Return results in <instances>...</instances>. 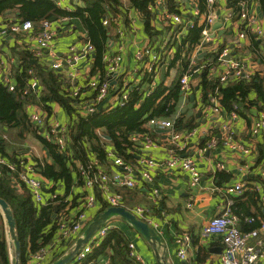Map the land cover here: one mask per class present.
Wrapping results in <instances>:
<instances>
[{
    "label": "crops",
    "instance_id": "crops-1",
    "mask_svg": "<svg viewBox=\"0 0 264 264\" xmlns=\"http://www.w3.org/2000/svg\"><path fill=\"white\" fill-rule=\"evenodd\" d=\"M121 1L123 5L128 8L126 14L128 22L125 23L124 17L120 16L118 22L114 23L115 28L112 31L113 35L111 39H109V52L107 54H112L118 50L119 46H123L121 68L113 81L115 85L119 86H121L123 82L134 81L135 84L136 82H140L139 86L146 88V86L143 85L141 74L142 64L136 58V52L146 44L151 45V39L145 31L142 14L134 8H129V0ZM195 1L178 0L184 18L187 14L194 15ZM240 1L243 0H239V2ZM244 1L247 2L249 10L255 12L261 18H264V6L260 3V0ZM217 3V10H221L222 13L230 10L235 11L234 7L229 3V0H218ZM77 6H84V2L82 0H64L62 7L69 11H75ZM206 12H208L207 6ZM194 17L197 19V16ZM12 19L13 17L11 14L0 16L1 28H7L10 24L8 20L11 21ZM7 22L9 24H7ZM217 22L221 21L219 20ZM217 22L211 27V38L207 42L206 48L198 51L197 45L190 54L185 52V48L181 51L182 56L190 58L189 69L185 74L190 76L191 88L187 91L181 89V92H184L181 93L184 99L178 110V113L185 112L186 119L179 127H176L175 121L170 119L174 123V128L177 132L184 133L196 129V134L189 139L186 147H182L184 141H180L176 147L179 146L178 149L181 156L193 157L196 160L198 168L203 174L199 187L191 190L190 176L188 172L181 168L168 170L165 169L164 166L156 167L151 172L153 177V182L151 183H148L140 176L139 173L142 169V165L140 164L141 158L151 157L156 161L164 162L174 149L172 146H175V144H173L170 139L172 132L171 128L163 127L161 124H149L148 127L151 129L150 135L145 136L142 133L137 132L133 133L131 137L132 140L137 142L138 147L135 152L136 158L132 161H128V163L135 170L134 175L137 178L138 185L134 188H121L116 185L111 186L113 191L119 193L121 196L126 193L121 206L126 207L134 214H136L135 209L137 206H145L148 208L149 214L147 216L151 222L141 218L137 214L136 215L152 226L164 238L163 245L153 244L141 233L135 230L123 217L117 216L113 218L115 226L125 233L129 244H134L136 253L141 256L145 264H223L221 260V254L224 248L222 237L215 235L208 239H204L202 238L201 233L203 227L208 221L212 217L221 213V209L224 207L227 199L225 188L229 185L242 182L245 183V190L251 185L250 188H253L260 197V207L259 210L256 209V212L258 213L257 216L264 218V178L262 177L264 160H261L259 164L257 163L258 144L264 141V131L257 135L251 134V125L255 119L260 117L259 113L261 112L256 108H252L246 116L238 115L237 118L231 119V121H229L230 115L227 113L220 115L211 112L208 116L205 112L206 104L203 99V91L201 87L204 66L200 61V59L203 58L207 52H211L212 49H220L221 47L228 46L233 58L238 59L241 63L247 66L253 74L259 73L261 78L264 79V37L257 36L253 33L252 35L255 39L253 40L251 33L248 32L247 37L240 38L238 33L243 27L242 20L238 14H235L231 24L221 22L222 26L214 29V25ZM198 23L199 25H203L199 17ZM152 25L158 26L159 30L162 32V34L156 38L159 42L155 45V48H159L157 46L161 44L160 41H167V44L170 46L168 48L167 58L159 68L160 77L157 80V87L160 81L165 79L167 72H169V75L166 77V84H171L179 75L181 60L175 59V55L178 53L180 47H182L187 28L184 24L179 25L171 19L163 17L162 12L155 17ZM53 27L58 32L55 40L56 57L63 60L64 67L62 68V71L65 73L67 81L71 82L68 78V74L71 72L75 75L74 80L71 83L74 82L75 85L77 83L83 84L88 76L93 78L101 77L102 72L99 69L94 70L93 60L95 50L90 53L89 57L83 58L78 62L66 63L65 61L70 55L69 48L71 46H75L79 49L87 42L86 31L76 30L74 26L70 25L68 19L54 21ZM1 36L0 80H2L4 73L8 74L12 84L17 86L18 78L20 76L19 74L22 73V60L20 53L25 49H28V47L33 48L37 45L34 39V32H7ZM211 41L212 44H210ZM12 58L14 61L11 63ZM36 59H34L33 62H35ZM40 60L47 62L51 60L48 51L44 52ZM163 67H165L164 78H162ZM216 67H218V70L223 68L220 63H217ZM42 90L43 88L40 83V90L35 93V97H39ZM108 96L110 99L104 104L103 108L107 105H113L116 102V97L113 93ZM144 96H149L146 94V91L144 92ZM51 107L52 113L49 116V120L59 123L60 125L69 126L71 117L65 108L58 102L51 103ZM36 108L43 110V107L38 103H28L27 113L30 114V112ZM227 121H229L231 129L234 132L235 140L243 142L251 147L252 152L250 154H244L232 150L224 145L221 139V126ZM213 132H215L216 135ZM213 135L217 136L219 139L217 146L207 148L204 151V148L207 147L209 141L207 138ZM104 137L111 140V137L108 135H104ZM148 137L153 143L149 147H146V140ZM0 141L9 154L15 152L22 154L29 163L35 165L34 170L36 176L44 180L45 186H43V192L46 198H49L51 194L48 190L51 189V186H53L54 183L50 182L42 175L41 168L37 164V159L42 163L44 161L53 162L54 160L42 141L34 135V133L26 132L24 128H22V135H20L19 128H11L1 122ZM108 144V161L103 163V165L101 164V166L110 174L122 172V167L115 164L117 155L114 152V146L110 141ZM80 163L81 162H77L78 167L80 166ZM218 163L225 164V169H219L217 167ZM246 163H248L250 167L245 170L243 166ZM76 174L77 172H74L75 181L77 180ZM154 188L159 189V196L155 199L153 198ZM76 189L77 191L82 192L84 190L82 187L79 188L78 185L76 186ZM93 192L96 194V189ZM241 195L235 196L234 198L238 199ZM190 201H193L192 206H188ZM234 201L236 202L237 200ZM68 208L69 206L62 209L60 214H64ZM79 208L77 207L71 211V218L75 216L79 211ZM240 209V211L243 212L241 207ZM102 211L104 210H101L100 202H98L96 206L86 209L87 221L83 226L81 235L79 237L68 239H62L61 235L57 236L56 240L53 241V243L56 244L52 243L44 264H51L72 250L77 243L78 238L83 236L88 224ZM243 224L244 226L246 225V227H244L245 229L249 228L248 226L251 224L245 220H242L239 223L243 232L250 231L243 229ZM185 234H190L192 238L187 247V260L181 259L178 253L179 242ZM8 237L9 236L7 235V238ZM260 239L264 241V233L258 238L249 237L248 241L251 245L258 246ZM87 243H85L83 247L87 245ZM62 250H65L64 253L57 257ZM262 251L263 256L255 264H264V246L262 247ZM14 253L16 254L15 250ZM17 260V256L15 255V264L17 263ZM72 261L68 264H71ZM96 264H109V259H100ZM130 264L140 263L133 259Z\"/></svg>",
    "mask_w": 264,
    "mask_h": 264
},
{
    "label": "trees",
    "instance_id": "trees-1",
    "mask_svg": "<svg viewBox=\"0 0 264 264\" xmlns=\"http://www.w3.org/2000/svg\"><path fill=\"white\" fill-rule=\"evenodd\" d=\"M82 1L84 6H77L75 11H69L59 6L55 0H0V16L11 14L13 19L8 20L9 26L28 20L32 21L35 24L34 33L37 32L45 19L51 20L52 17H56L57 20L68 19L70 25L74 26L76 30L86 31V40L94 45V70L99 69L102 72L101 78L103 80L106 78L107 72L104 57L109 52V39L113 35L112 31L115 28L114 23H116L113 18L124 17V22L127 23L128 8L123 5L121 0ZM129 1V8H134L142 14L145 31L151 39L150 44L155 47L159 42L156 38L162 34L158 26L152 25L155 17L161 12L159 9H151L155 0ZM229 3L235 9L233 13L238 14L239 0H229ZM260 3L264 6V0H260ZM195 6H198L202 12H206L207 0L195 1ZM163 9L168 13L183 15L178 0H166ZM185 18L191 19L194 24L187 27L182 47L175 55V59L181 60L179 75L171 84H166V77L169 75L167 72L165 79L161 80L154 91L146 97L140 88L133 89L130 92L129 100L124 105L117 104L113 107L107 105L102 110L97 109L95 112L84 114L83 111L86 106L91 105L97 95V91L88 85L93 77L88 76L83 84H76L81 86V91L78 96H75L73 95V88L76 85L74 82L67 81L62 69L53 68L49 61L36 59L28 49L20 53L22 73L19 74L16 90L10 91L0 81V122L11 128H19L20 135H22V128L26 132L34 133L47 147L54 160L53 162L44 161L42 163L37 159L42 175L54 183L48 191L50 194L57 193V197L50 199L48 203L38 204L31 189L20 180V161L26 158L17 152L9 154L0 141V156L17 164L18 168L17 171H12L7 165L0 163V197L7 201L15 218L16 232L21 244V252L18 257L20 264H30L32 254L41 248L52 245L57 236L61 235L59 230L61 221L76 222L79 214L85 211L87 196L84 189L85 179L77 166V162L86 165L91 160L97 159L103 165L108 161V142L110 141L117 157H121L128 163V161L136 158L135 152L138 147L137 142L131 139L133 133L150 135L151 129L148 126L149 124L153 125L152 119H172L175 121L176 127L184 123L186 114L184 111L178 113V110L184 99L181 95V78L188 72L190 58L182 56L181 51L185 48V52L190 54L203 39V25H199L198 17L196 19L193 14H187ZM107 19L109 22L105 24L104 21ZM183 24L185 26V23L179 25ZM243 27L245 28L244 25ZM252 34V39L255 40ZM160 42L162 43V41ZM169 47L167 45L163 52L164 62ZM221 48L214 52H207L200 59L204 66L201 87L205 104H208L210 95H217L223 114L230 115L236 111L238 115L246 116L252 108H256L264 115V79L259 73L253 74L252 72L248 78L231 75L224 83L217 76H209L210 69L218 63ZM34 59H36L35 62H33ZM29 69L35 71L43 88L39 97H35V93L28 94L26 97L21 96L22 90L31 78ZM114 91L115 88L111 87L110 93ZM53 102L60 103L71 117L68 126L70 134L68 148L65 152H60L57 144L48 142L44 138L41 134V128L30 120L27 113L28 103H38L45 111L46 121L50 122L49 116L52 113L51 103ZM213 133L215 134V132ZM104 135L110 136L111 140L106 139ZM210 137L207 139L210 140ZM172 147L178 150L176 146ZM257 151V163L259 164L261 160H264V141L258 144ZM74 172H77L76 181ZM77 185L84 189L83 192L77 191ZM250 187L251 185L238 199L234 198L237 200L234 204V210L241 216V221L247 217L257 216L256 209L259 210L260 207L259 194ZM95 189L97 198L101 203V210H105L109 205L103 200L101 190ZM125 195L126 193L122 197L124 198ZM68 206L66 212L60 214L61 210ZM77 207H80L79 211L71 218V211ZM240 207L243 212L240 211ZM258 225V223H254L245 229L246 225L243 224V229L252 230ZM129 250V241L125 233L121 229L113 227L104 239L93 245L92 252L85 260L78 261L75 259L71 264H96L98 260L105 258L109 259V264H130L133 259L129 257ZM64 251L62 250L57 257L61 256ZM0 264H13L6 222L1 209Z\"/></svg>",
    "mask_w": 264,
    "mask_h": 264
},
{
    "label": "built area",
    "instance_id": "built-area-1",
    "mask_svg": "<svg viewBox=\"0 0 264 264\" xmlns=\"http://www.w3.org/2000/svg\"><path fill=\"white\" fill-rule=\"evenodd\" d=\"M59 6H63L64 0H55ZM195 1V0H190ZM217 1L218 0H207V9L208 12H202L198 6H195L194 16L200 18L201 23L203 24V39L198 44V51L200 49L206 48L207 42L211 38V27L212 25L219 21L223 20L226 24H231L235 14L233 10L222 13L221 10H217ZM166 0H155L154 4L151 6V9H159L163 13V17L171 19L175 23H185L186 28L188 26H193L194 21L191 19H185L181 14L178 13H168L163 10ZM239 13L238 16L242 20L243 27L238 35L240 38L247 37V33H255L257 36L264 37V18H261L255 12L249 10L246 1L239 2ZM159 12V14H161ZM119 18H113V21L118 22ZM109 20H105L104 23L108 24ZM35 24L32 21H24L22 23H15L7 28H1L0 26V43L1 35L6 34L7 32L20 33L22 31H34ZM57 30L53 27V22L49 19H45L40 24V28L37 32L34 33V39L36 41V46L31 48L28 47V50L31 51L32 55L36 58H42L45 51H48V54L51 58L49 61L51 66L55 69H62L64 67L63 60L58 59L56 50H55V40L57 37ZM167 41H163L159 48H155L149 44L142 46L136 52V58L142 64V79L143 85L146 86L140 87V82H123L121 86L115 85L113 79L119 73L121 68L122 61V52L123 46H119L118 50L112 54H106L104 59L107 65L106 78L102 80L101 77H94L90 80L89 86L97 91V95L94 98V101L91 105L86 106L83 113H92L99 109V105L103 102L111 91V87L115 88L113 95L116 97V102L109 107L114 105H124L130 98V92L133 89L140 88L143 92L146 91L147 95H150L156 85L157 80L160 77V66L164 63L163 61V52L167 47ZM94 51V45L87 41L83 47L77 48L71 46L69 48V57L65 59L66 63L78 62L79 60L89 57L90 53ZM211 51H216L212 49ZM197 54V53H196ZM14 59H11V63ZM218 63H220L223 68L218 70V67L213 66L210 69L209 76H217L220 78L222 83L226 82L231 75H235L239 78H248L251 75V70L247 68L243 63L238 59H235L231 56V50L228 46L223 47L219 52ZM31 78L28 80L26 87L22 90L21 96L26 97L28 94L36 93L40 90V80L35 74L33 69H29ZM137 73V72H136ZM113 76V77H112ZM74 73H69L68 78L72 82L74 80ZM190 76L185 74L181 78V89L187 91L191 88ZM10 91H15L16 86L12 84L10 76L8 74H3L2 80ZM81 91V86L76 85L73 88V95L78 96ZM108 107V109H109ZM237 108V105L235 106ZM206 114L209 116L211 112L215 114H223L222 106L219 102L217 95H210L209 102L206 105L205 109ZM260 117L254 120L253 126L251 128L252 134H259L264 131V115L259 113ZM238 114L236 111L230 113V120L237 118ZM29 118L32 122L38 125L41 128L42 135L48 142H53L57 144L60 152H65L68 148L69 142V128L67 125H60L56 122H47L45 112L42 109H35L29 114ZM229 121L225 122L221 126V139L224 145L229 147L232 150L242 152L244 154H250L252 152L251 147L244 144L243 142L237 141L234 138V132L231 129ZM153 124H161L163 127L171 128V142L177 146L180 141H184L182 147H186L189 139L196 134V129L190 130L188 132H177L174 128V123L171 120H160L152 119ZM219 142L217 136L213 135L208 141L207 147L204 148V151L207 148L216 147ZM153 141L148 137L146 140V147H149ZM179 147V146H178ZM177 147V149H178ZM25 158V157H24ZM0 163L7 165V167L12 171H17V164L7 160L6 158L0 156ZM21 168L19 170V176L22 183L29 187L32 191L34 199L38 204H46L50 199L56 198L57 193L50 195L49 198H46L43 192L44 180L36 176L35 165L28 162L27 159L20 161ZM115 164L121 166L123 171L110 174L105 170L97 159L91 160L86 165L80 164V172L84 177V189L87 193L85 206L86 209L94 207L98 204L99 200L97 195L94 194L95 188H98L102 192L103 200L108 203L109 207L111 206H121L123 203V197L113 191V185H116L121 188H134L138 185L136 176L134 175V168L126 163L121 157L115 159ZM140 164L142 165L140 176L145 179L148 183L153 182L152 170L159 166H164L165 169L172 170L181 168L188 172L190 176V187L191 190H194L199 187L202 180L203 174L198 168L197 162L193 157L181 156L179 149H173L164 162L156 161L151 157L141 158ZM217 167L219 169H225V164L218 163ZM250 166L246 163L243 168L246 170ZM262 177L264 178V169L262 170ZM245 183H236L229 185L225 188L227 195L226 203L221 209V213L212 217L208 223L203 227L201 236L204 239H208L212 236H221L224 244L223 252L221 254V260L223 264H255L263 256L262 247L264 246V241L259 240V245H251L248 241L249 237H260L264 233V219L260 216H251L245 218V221L249 224L258 223L259 225L254 229L243 232L239 226L241 222V216L235 212V196H239L244 193ZM159 196V189L154 188L153 198L155 199ZM193 201H190L188 206H192ZM85 211H82L79 214L78 220L76 222H64L61 221L59 225V230L62 238L68 239L72 237H79L82 233L84 224L87 221V214ZM137 215L141 218L150 221L148 218L149 209L145 206H137L135 209ZM115 226L113 218L109 219L96 233L90 238L87 245L78 251L75 259L78 261L85 260L93 250V245L99 243L104 239L109 230ZM190 234H185L179 242V256L181 259L187 260V247L191 242ZM129 257L134 259L140 264H145L141 256L136 253L134 249V244H129ZM50 247L41 248L39 251L31 255L30 264H44L45 259L48 255Z\"/></svg>",
    "mask_w": 264,
    "mask_h": 264
},
{
    "label": "water",
    "instance_id": "water-1",
    "mask_svg": "<svg viewBox=\"0 0 264 264\" xmlns=\"http://www.w3.org/2000/svg\"><path fill=\"white\" fill-rule=\"evenodd\" d=\"M56 17H52L51 21H56ZM67 22V21H66ZM222 26L221 22H217L214 25V29H217ZM212 44V41L210 42ZM165 76V67L162 69V78ZM181 93H184L183 91ZM15 95V94H13ZM193 97V95H192ZM110 99L108 96L101 104L99 105V110L103 109L104 104ZM201 114V112H200ZM0 208L2 210L3 216L5 218V222L8 227V234L11 237L17 259L21 252V244L17 236L16 232V222L13 215V212L7 203V201L0 197ZM123 217L125 220H127L135 230H137L139 233H141L148 241H150L153 244L156 245H163L164 238L160 233H158L152 226H150L147 222L140 219L136 214H134L132 211L128 210L124 206H111L101 213H99L86 227V230L83 233V236L78 238L77 243L75 244L74 248L70 250L65 255L58 258L56 261L52 262L51 264H68L72 260H75L76 254L78 251L83 247L85 243H87L90 238L96 233L97 230H99L109 219L114 217ZM16 264H20L17 260Z\"/></svg>",
    "mask_w": 264,
    "mask_h": 264
},
{
    "label": "rangeland",
    "instance_id": "rangeland-1",
    "mask_svg": "<svg viewBox=\"0 0 264 264\" xmlns=\"http://www.w3.org/2000/svg\"><path fill=\"white\" fill-rule=\"evenodd\" d=\"M221 22H223V20H220ZM224 23V22H223ZM10 139V138H9ZM8 139V140H9ZM5 219V218H4ZM6 230H7V235L9 236L8 234V227H7V224H6ZM8 240H9V246H10V254H11V260H12V263L15 264V253H14V250H15V247H14V243L11 239V237L9 236L8 237Z\"/></svg>",
    "mask_w": 264,
    "mask_h": 264
}]
</instances>
